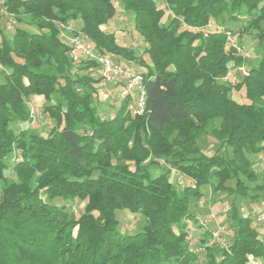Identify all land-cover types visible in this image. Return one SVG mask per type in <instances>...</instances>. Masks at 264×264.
<instances>
[{"label": "trees", "instance_id": "obj_1", "mask_svg": "<svg viewBox=\"0 0 264 264\" xmlns=\"http://www.w3.org/2000/svg\"><path fill=\"white\" fill-rule=\"evenodd\" d=\"M2 4L14 27L7 34L0 14V264H264L253 227L264 208V169L256 170L264 159V0ZM117 5L131 14L141 48L105 30ZM70 21L96 50L143 68L142 114L129 112L128 99L100 114L98 101L110 96L88 70L95 63L75 60L61 38L60 24ZM244 36L255 40V63L235 50ZM231 68L237 82L224 78ZM35 96L45 132L29 128ZM209 125L211 151L198 145ZM155 165L166 168L153 175ZM205 187L209 203L223 193L257 209L232 201L225 221L214 216L209 228L195 212ZM117 210L140 215V228L121 232ZM197 219L209 232L203 248L189 243L188 221ZM218 226L228 231L226 246L209 245Z\"/></svg>", "mask_w": 264, "mask_h": 264}, {"label": "rangeland", "instance_id": "obj_2", "mask_svg": "<svg viewBox=\"0 0 264 264\" xmlns=\"http://www.w3.org/2000/svg\"><path fill=\"white\" fill-rule=\"evenodd\" d=\"M117 8L119 11L117 16L104 27L105 30L109 31V32L114 31L116 38H117L119 43H121L125 46H134V47H140L141 48L142 47L141 43H139V40H138L139 36L133 30V27H131L132 26L131 14L129 12L123 11L119 5H117ZM20 25L22 26V24H20ZM23 26L26 28H29L31 30L35 29L33 26H26V25H23ZM6 27H7V29L5 30L6 33L10 34L13 30L14 25L11 24V25L7 26V24H6ZM65 31L70 36H72L74 34L81 33L79 30V23L76 21H70L69 27H68V29L66 28ZM66 38L67 37H64V40L67 42ZM243 38L244 39H243L242 46H238L236 40L231 38V41L233 42V44L234 45L237 44L235 50L239 54H242L243 56H245L250 61V63H255L256 59L258 58V54L256 53V50L254 49L255 40H253L249 36H244ZM77 60H79V59H77ZM122 62L129 64L134 70H136L140 73L144 72L142 67H138V65H136L133 62H127L126 60H123V59H122ZM242 68L245 69L246 67L241 66V69ZM89 72L96 75V71L94 69H90ZM224 78L228 82L229 81L233 82V80L235 82H237L239 80L237 74L235 73L234 68L229 69V74L227 73ZM98 86H100L99 83H98ZM110 87H111V85L106 82L105 84L100 86L99 91L102 93L106 90V88H110ZM115 91L116 90H114L113 93H115ZM232 95L236 100H238V101L241 100L240 91L234 90ZM35 98H36V96H35ZM37 98H39V101H33V99L31 101V104L33 107L32 114H34L35 119L29 125V128H30V130H33L35 132H38L39 130L45 132V130H47V128L49 126V120L45 121V119H47V118H45V116H43V113H42V109H41V105L43 103L42 97L39 96ZM114 100H115L114 97L110 96V98L102 97V101H100V102L98 101V111L100 112V114L102 116H106L105 112L110 113V114L114 113V111L116 110L115 108H117V105H118V104H116V102H114ZM215 142H216V139H215L214 135L211 133V126L209 125V126H207L206 131L203 133V135L199 139L198 145L201 148L207 147L208 151H211V148H213V145H216ZM261 157L262 156H260L259 159ZM263 158H264V154H263ZM160 160H161L160 162H162L167 167V165L164 161V158H160ZM164 167L159 166V165H155L154 167H150L149 169H150L151 173L153 175H155L159 171L160 172L164 171L166 168V167L165 168ZM263 169H264V159H260L258 166L256 167V170L258 172H263ZM173 172L175 173L174 170H173ZM203 191L205 193V196H203L201 199H199V201H198L199 206H198V209L195 210V212L197 213V215H201L202 219L208 223L207 227H209V228H213L216 226L214 218H213L214 216H216L218 218V221L221 224H222V222L225 221V218H226L225 211H226V209L232 207V201H234V203H235L234 205L236 207L240 208V210L243 209V210L247 211V210H252V209L256 210L257 209V202H250L249 203V202L242 201V199L233 200L232 196H225V195H223V193H219L215 196H212V198L214 200H212V198H211L210 203H209L208 199L210 198V191H209L208 187L203 188ZM259 201L261 202L260 204H264V198H260ZM81 205H82V203L78 204V202L76 201V203L73 204L72 209L76 213H78L82 209ZM116 218L118 219V229L121 232H135L141 226L142 217L138 214L137 215L132 214L127 210H117L116 211ZM207 227L203 223H200L199 219H197V222L196 221H188L187 233L189 235V241H190L189 243H191V246H193V248H195V247L197 248V246L198 247L201 246L203 248V244L206 241H204L203 243H201V241L203 240V238L206 237L205 233L206 234L209 233L206 230ZM201 251H203V250H201Z\"/></svg>", "mask_w": 264, "mask_h": 264}, {"label": "built area", "instance_id": "obj_3", "mask_svg": "<svg viewBox=\"0 0 264 264\" xmlns=\"http://www.w3.org/2000/svg\"><path fill=\"white\" fill-rule=\"evenodd\" d=\"M0 14L7 18L6 24L9 26L14 23L12 14L6 11L2 0H0ZM62 29L61 38L67 37V44L70 46V54L74 59H82L93 61L95 67H91L96 71V74L100 78L99 85H103L106 82L111 85L110 88H106L104 93L106 96H113L114 102L119 104L121 101L128 99V108L131 114H142L145 106V90L142 83V75L140 72L134 70L129 64L123 63L122 60L116 58L115 55L109 52H101L93 47L89 38L82 33L74 34L72 36L66 33L67 26L60 24ZM241 69V67L239 68ZM90 70V69H89ZM245 73V69H241ZM229 74V72H228ZM100 86H98L100 88ZM115 93H113V91ZM185 177H179L180 182H183ZM193 185V180L189 179ZM253 224L257 231L258 236L264 241V208H259L254 212ZM228 235V231L222 226L216 227L212 231L210 244L219 243L221 246H226L225 238ZM251 264H257V260L250 259Z\"/></svg>", "mask_w": 264, "mask_h": 264}, {"label": "crops", "instance_id": "obj_4", "mask_svg": "<svg viewBox=\"0 0 264 264\" xmlns=\"http://www.w3.org/2000/svg\"><path fill=\"white\" fill-rule=\"evenodd\" d=\"M2 20V19H1ZM3 21V20H2ZM37 97H39V96H36V98L35 97H33L32 99H33V101H39V98H37Z\"/></svg>", "mask_w": 264, "mask_h": 264}]
</instances>
